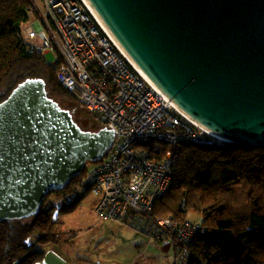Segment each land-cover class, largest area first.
Here are the masks:
<instances>
[{
  "label": "water",
  "instance_id": "obj_1",
  "mask_svg": "<svg viewBox=\"0 0 264 264\" xmlns=\"http://www.w3.org/2000/svg\"><path fill=\"white\" fill-rule=\"evenodd\" d=\"M140 70L227 143L264 144V0H86ZM113 129L85 130L27 78L0 102V222L38 214ZM226 143V144H227Z\"/></svg>",
  "mask_w": 264,
  "mask_h": 264
},
{
  "label": "built area",
  "instance_id": "obj_2",
  "mask_svg": "<svg viewBox=\"0 0 264 264\" xmlns=\"http://www.w3.org/2000/svg\"><path fill=\"white\" fill-rule=\"evenodd\" d=\"M86 0H28L21 37L31 53H53L57 81L76 95L82 108L115 132L106 158L93 166L92 208L100 218L129 224L157 246L165 240L169 264H184L201 220L183 222L153 216L155 201L173 184L174 149L186 143L205 146L228 141L192 122L140 70ZM159 142L168 147L158 146ZM166 148L165 155L150 156ZM175 239L174 243H167Z\"/></svg>",
  "mask_w": 264,
  "mask_h": 264
},
{
  "label": "trees",
  "instance_id": "obj_3",
  "mask_svg": "<svg viewBox=\"0 0 264 264\" xmlns=\"http://www.w3.org/2000/svg\"><path fill=\"white\" fill-rule=\"evenodd\" d=\"M27 7L28 0H0V102L27 78H43L48 95L86 130L66 104L83 110L76 95L56 79L61 60L54 65L45 55L29 52L21 37ZM99 123L91 130L105 126ZM146 146L152 157L165 155L166 148L154 152ZM99 162L89 161L64 189L50 192L38 214L0 222V264H36L46 255L45 246L74 243L76 232L70 234L59 215L71 214L91 193L93 183L86 177ZM172 173L173 184L155 201L153 216L179 222L200 216L193 219L201 220L204 230L189 245L176 244L179 254H187L184 264H264V144L186 143L174 149ZM165 242L151 247L161 249Z\"/></svg>",
  "mask_w": 264,
  "mask_h": 264
},
{
  "label": "rangeland",
  "instance_id": "obj_4",
  "mask_svg": "<svg viewBox=\"0 0 264 264\" xmlns=\"http://www.w3.org/2000/svg\"><path fill=\"white\" fill-rule=\"evenodd\" d=\"M45 57L51 64L57 61V56L53 53H47ZM66 104L75 110L76 118L86 130L97 128L100 125L98 120L88 116L89 112L87 109L82 108L83 110L80 111L73 103L67 102ZM157 145L162 147L170 146L165 142H159ZM86 180L87 182H91L92 179L87 175ZM93 202V196L89 193L82 200L79 210L72 218L68 219L67 228L68 226L79 227L76 230L75 243L72 250L74 256H87L88 259L101 261L106 264H131L133 262L132 258L136 253L132 244L135 237L137 242H142L144 248L149 247L153 249V252L157 256L151 262L150 260L145 262L143 258L146 255L143 253L136 260V264H164V262L167 264V259L161 255V252L167 253L168 249L170 250L169 246L162 247V251L158 250L151 247V245H147V242L150 240L148 236L133 227L131 228L129 224L119 221L115 222L112 219L99 218L92 209ZM193 216L196 219L200 218L198 215ZM75 223H80V225H76ZM97 241L100 243L95 246L94 242Z\"/></svg>",
  "mask_w": 264,
  "mask_h": 264
},
{
  "label": "crops",
  "instance_id": "obj_5",
  "mask_svg": "<svg viewBox=\"0 0 264 264\" xmlns=\"http://www.w3.org/2000/svg\"><path fill=\"white\" fill-rule=\"evenodd\" d=\"M79 208H80V206L75 211H73L71 214L59 215L60 218L64 221L66 229L68 231H70V234L77 232L76 230L79 229L78 226H74V227L68 226V228H67L68 219L72 218V216L79 210ZM75 224L80 225V223H75ZM133 241L134 242L132 244H133L134 249L136 250V253H135L134 257L132 258L133 262L131 264H136V260L143 253L146 255V257L143 258V260H145V262L147 260L148 261L150 260V262H151L155 257H157L156 253L153 252V249H151L149 247L144 248L142 245V242H137L135 237L133 238ZM74 243H75V239H74ZM74 243L69 244V243L65 242V243H62L59 245H47L45 247L46 248V255L44 256V258L41 261L37 262L36 264H106V263L101 262V261H95V260L88 259L87 256H82V255L74 256L73 251H72L74 248ZM94 243L96 246L100 242L97 241ZM161 249H158V250H161ZM161 255L166 257V255L163 253V251L161 252ZM164 264H166V263L164 262Z\"/></svg>",
  "mask_w": 264,
  "mask_h": 264
},
{
  "label": "bare ground",
  "instance_id": "obj_6",
  "mask_svg": "<svg viewBox=\"0 0 264 264\" xmlns=\"http://www.w3.org/2000/svg\"><path fill=\"white\" fill-rule=\"evenodd\" d=\"M89 4V3H88ZM92 9V8H91ZM181 111V113H183L186 117H188L192 122L197 123L196 121H194L192 118H190L183 110L179 109Z\"/></svg>",
  "mask_w": 264,
  "mask_h": 264
},
{
  "label": "clouds",
  "instance_id": "obj_7",
  "mask_svg": "<svg viewBox=\"0 0 264 264\" xmlns=\"http://www.w3.org/2000/svg\"><path fill=\"white\" fill-rule=\"evenodd\" d=\"M105 158V157H104ZM99 162V161H98ZM92 195V194H91ZM93 209V208H92ZM94 210V209H93ZM96 213V212H95ZM97 214V213H96ZM98 216V215H97ZM99 217V216H98ZM100 218V217H99Z\"/></svg>",
  "mask_w": 264,
  "mask_h": 264
}]
</instances>
